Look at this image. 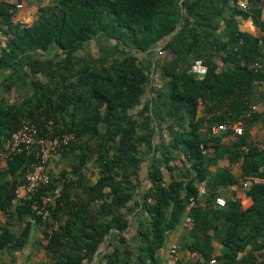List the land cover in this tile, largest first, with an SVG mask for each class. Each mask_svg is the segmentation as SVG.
Wrapping results in <instances>:
<instances>
[{
	"label": "trees",
	"instance_id": "trees-1",
	"mask_svg": "<svg viewBox=\"0 0 264 264\" xmlns=\"http://www.w3.org/2000/svg\"><path fill=\"white\" fill-rule=\"evenodd\" d=\"M19 1L0 2L5 39L0 150L27 120L44 135L73 132L75 139L61 152L80 150L78 168L84 146L99 141L102 169L91 184L69 180L66 171L50 177L42 190L54 200L51 218L43 222L30 200L12 202L33 154L23 151L3 160L0 212L6 220H28L17 234L0 222V248H22L34 223L46 229L48 264H160L166 235L179 224L200 181L207 180V153L213 149L223 156L224 130L204 137L200 129L211 122L249 126L256 120L251 104L257 83L264 81V35L241 31L239 18H251L264 31L261 0H250L248 11L235 0H43L32 17L14 22ZM99 34L116 48L81 53ZM162 42L169 57L160 58L164 83L152 99L146 91L153 78L143 63H151V48ZM194 64L199 71L192 70ZM248 136L247 131L237 136L226 157L243 159L241 178L264 177V148L241 150ZM176 160L182 162L179 177ZM213 176L207 193L188 212L194 241L188 248L199 251L202 260L252 261L253 250L264 246L259 242L264 181L246 189L252 200L248 208L225 194L226 204L217 207L214 187L236 184L238 178L228 171ZM199 237L203 243L196 241ZM215 237L225 250L221 257L211 254ZM130 240L136 242L134 253L125 251ZM247 246L250 250L238 259Z\"/></svg>",
	"mask_w": 264,
	"mask_h": 264
},
{
	"label": "crops",
	"instance_id": "crops-1",
	"mask_svg": "<svg viewBox=\"0 0 264 264\" xmlns=\"http://www.w3.org/2000/svg\"><path fill=\"white\" fill-rule=\"evenodd\" d=\"M2 0H0L1 2ZM4 1H13V0H4ZM22 4V7L20 9H17L16 14L13 17V21H18L20 19H25L26 17L30 18L32 16L29 15V11H31V7L33 5L34 0H21L19 1ZM261 19L264 20V12L261 10L260 13ZM239 29L241 31H246L251 33L254 36H263L264 31L260 30L259 26L254 24L251 18L242 19L239 18ZM0 48L5 45V39L3 34L0 31ZM169 39V38H168ZM166 42V41H165ZM165 42L160 43L159 45H155L151 48L152 55L149 56L151 59V63L148 65L147 63H143L145 68H148V72L153 78L151 80L150 86L147 88L146 95L149 98L153 99L154 96V90L156 86H160L164 83L163 79L160 77V58H166L169 57V54L165 52L162 49V46ZM116 48L115 42L111 39L106 37L105 35H96L92 38L91 41L87 42L84 45V50L81 51L83 53L84 51H88L92 54H99V53H107L110 50H114ZM158 50L161 51L159 55H157ZM51 52V51H50ZM45 56H47V52L44 53ZM147 55V54H146ZM114 55H112L111 58H113ZM155 62L157 64H155ZM219 62V61H218ZM221 65V64H220ZM264 68V66H263ZM15 92L11 91V93L8 95L11 98L14 96ZM3 91L0 89V100L4 97ZM5 98V97H4ZM252 103L255 114H256V120L254 123L250 124L249 126L243 125L241 121L234 122V126H238L243 131H247L250 136L246 139L248 144L241 147V150L246 151L249 146H255L258 149L264 148V81L257 83L253 96H252ZM200 112L198 115H201ZM215 122H211L210 124H207V126L204 125L200 129L202 135L210 136L211 134H215ZM100 132H104L105 127L104 125H99ZM165 135V140H168V133L167 131H163ZM224 133L226 135L221 140V150L220 152L223 154V156H218L215 152H212L213 149H211L207 155H209L210 159L207 164V180H206V187L207 189L210 188V181H208L209 178H213L215 173L218 172H224L228 171L233 176H236L238 178V182L236 184H231L227 187H214L216 191H219V195L224 197L225 195L232 196L234 198H237L241 206L245 209L248 208L252 204V200L246 196L245 191L246 189L242 187V183L247 180L249 176H246V178H241L242 173V158L235 159L233 162H229L228 158L226 157V147H230L232 143L235 141V138L239 136L240 134H235L231 128H227L224 130ZM87 139L86 137L84 138ZM99 141H91L86 146H84V152L85 157L83 160L82 166L79 167L80 159H78V155L80 153V150L72 148H69L66 152L57 153L54 156H52L50 163H49V174L50 177H57L60 172L66 171V177L69 180H77L80 178L82 181V184H91L93 183L100 175H101V169H102V160L100 157V147H99ZM218 153V152H217ZM181 164L182 162L179 160L174 161V171L176 176L181 175ZM6 167V162H4L2 159H0V172H2ZM77 168V169H76ZM2 174H0L1 176ZM212 176V177H211ZM7 178H11V175L6 176ZM261 177V176H260ZM262 178V182L264 181V177ZM225 198V197H224ZM192 206L189 204L186 207L185 214H183L179 224L176 226V228L172 231H170L166 237L164 244L159 251V258H160V264L165 263V255L167 252V249L174 245L176 246L178 252L180 253L183 260L188 262H195L197 260H202V256L199 251L194 250L191 248H188V245H191L194 241L189 235L190 228L192 226L191 223H186L185 219L186 217H191L189 215L190 208ZM5 220V221H4ZM28 218H24L22 221H19L16 216L7 219L6 215L3 212H0V222L4 221L6 227L9 229L10 232L17 234L19 233L22 228L25 226ZM46 229L44 226L40 224H31L30 231L28 238L26 240V243L24 246L20 249H11L8 246L0 248V264H48V257L45 254V251L43 249V244L47 242L46 236H45ZM200 233V231H198ZM198 233V234H199ZM210 235H213V231H209ZM200 238V239H199ZM196 239L198 240V243H203V239L199 237ZM195 241V242H196ZM259 242L264 244V237L259 238ZM211 246L212 256H223L224 253V247L222 244L218 241V239L212 238L211 240ZM136 248V242L133 240H130L126 244L127 253H134V249ZM250 250V246H247L243 252H239L237 255L238 259H241L248 251ZM129 255V254H127ZM223 260V259H220Z\"/></svg>",
	"mask_w": 264,
	"mask_h": 264
},
{
	"label": "built area",
	"instance_id": "built-area-1",
	"mask_svg": "<svg viewBox=\"0 0 264 264\" xmlns=\"http://www.w3.org/2000/svg\"><path fill=\"white\" fill-rule=\"evenodd\" d=\"M235 5L244 11H248L251 7L250 0H235ZM261 10L264 12V0L260 3ZM22 7L21 2L16 3V8ZM161 53V51H158ZM193 71H199L200 66L198 64L192 65ZM253 109L254 106H251ZM231 128L235 134H241L242 129L234 124H218L215 127V133ZM75 139L73 132H66L55 136L41 134L36 124L22 120L21 125L15 130L10 139L4 144L3 149L0 150V159H11L13 155L28 151L33 154L34 160L29 164L23 175V181L18 184L14 190V198L12 202L18 203L23 199L31 201V207L35 214L45 222L51 218V204L54 197L50 193H46L42 190L43 186L47 185L50 181L49 163L57 153H60L65 147ZM205 152V150H203ZM262 182V178L259 174L250 175L246 181L242 183V187L245 189L252 184H258ZM207 193L206 181L202 180L197 186V195L190 197L189 204L192 206L195 201ZM214 204L217 207L226 204L224 197L216 195ZM35 219H32L34 221ZM186 223H191L192 218L186 217ZM54 226L57 227L56 222ZM1 233V229H0ZM253 260L243 262L240 264H264V246L256 248L252 252ZM164 264H195L194 262H188L182 259L176 246L172 245L167 249L165 255ZM200 264H230L224 260H202Z\"/></svg>",
	"mask_w": 264,
	"mask_h": 264
},
{
	"label": "rangeland",
	"instance_id": "rangeland-1",
	"mask_svg": "<svg viewBox=\"0 0 264 264\" xmlns=\"http://www.w3.org/2000/svg\"><path fill=\"white\" fill-rule=\"evenodd\" d=\"M42 2H43V0H34L33 5L31 7V11H29L30 16H33L34 12H36V10H37L38 4L42 3Z\"/></svg>",
	"mask_w": 264,
	"mask_h": 264
}]
</instances>
